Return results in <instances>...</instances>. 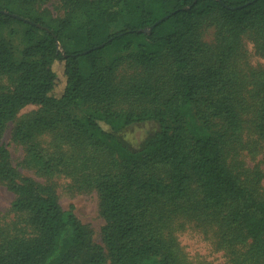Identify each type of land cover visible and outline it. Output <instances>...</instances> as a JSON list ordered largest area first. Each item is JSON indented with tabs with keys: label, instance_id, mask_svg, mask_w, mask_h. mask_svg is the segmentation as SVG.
<instances>
[{
	"label": "trees",
	"instance_id": "16d2710c",
	"mask_svg": "<svg viewBox=\"0 0 264 264\" xmlns=\"http://www.w3.org/2000/svg\"><path fill=\"white\" fill-rule=\"evenodd\" d=\"M44 1L0 2V264H264V172L240 158L264 157V0H60V17ZM33 105L13 137L97 191L103 245L13 166L3 132ZM145 122L133 147L121 133Z\"/></svg>",
	"mask_w": 264,
	"mask_h": 264
},
{
	"label": "rangeland",
	"instance_id": "374dc122",
	"mask_svg": "<svg viewBox=\"0 0 264 264\" xmlns=\"http://www.w3.org/2000/svg\"><path fill=\"white\" fill-rule=\"evenodd\" d=\"M0 2L2 4L9 3L15 8L22 7V0H0ZM39 11L45 12L46 14L51 13L54 17L63 16L64 13L60 0H45ZM126 20L127 17L124 14H121L119 20L112 24L111 30H120ZM16 27L17 34L12 37V42L18 56V52L22 47V29L20 26ZM4 34L7 35V32L5 31ZM203 37L206 42H212V27L205 30ZM246 42L248 49L250 50L251 43L248 41ZM256 59L258 58L251 56L252 62H255ZM259 61L264 62L262 59ZM9 88H11L10 80L6 76H0V91ZM38 109L39 106L36 105L25 107L19 112L14 121L7 124L3 132L2 142L10 152L12 164L22 176H27L38 184L51 189L56 194L58 201L63 208L69 209V207L73 205L74 212L91 230L95 242L103 245L102 229L105 225V221L100 213L99 196L97 191L94 189H80L71 178L62 173H55L51 176L44 175L37 166L27 160V145L13 137V130L16 124L22 119L32 118ZM157 129L158 125L155 122L138 123L123 130L121 135L133 147H137L148 135L154 133ZM43 140L47 141L48 137H45ZM240 158L245 161L248 166H259L264 172V157L261 154H257L254 158L249 155H243V157ZM13 198V194L9 192L4 185L0 184L1 221H9L13 219L14 214L10 211Z\"/></svg>",
	"mask_w": 264,
	"mask_h": 264
},
{
	"label": "water",
	"instance_id": "95a60500",
	"mask_svg": "<svg viewBox=\"0 0 264 264\" xmlns=\"http://www.w3.org/2000/svg\"><path fill=\"white\" fill-rule=\"evenodd\" d=\"M168 17H169V15H167V16H165V17L159 19V20H158L153 26H150V27L144 29V31H145V32H149V31H151L155 25H157L158 23L162 22L164 19H166V18H168Z\"/></svg>",
	"mask_w": 264,
	"mask_h": 264
}]
</instances>
